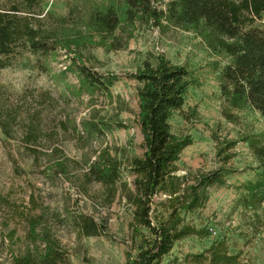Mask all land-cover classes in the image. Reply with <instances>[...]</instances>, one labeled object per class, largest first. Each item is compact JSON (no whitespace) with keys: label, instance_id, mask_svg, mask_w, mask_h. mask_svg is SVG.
Wrapping results in <instances>:
<instances>
[{"label":"trees","instance_id":"trees-1","mask_svg":"<svg viewBox=\"0 0 264 264\" xmlns=\"http://www.w3.org/2000/svg\"><path fill=\"white\" fill-rule=\"evenodd\" d=\"M63 1L66 11L57 15L47 10L44 0H0V70L30 55L32 68L50 84L14 93L0 82V131L7 138L20 136L36 164L45 159L48 172L66 169L64 150L58 145L62 134L71 132L81 141L94 143L113 126L122 125L91 114L79 126L62 110L83 95L112 98L115 75L98 71L84 51L126 49L137 24L168 25L198 35L213 54L226 60L219 80L225 118L237 122L238 112L246 109L264 117V0H168L163 6H158V0ZM155 59L154 63L144 60L131 74L140 84L137 122L145 149L143 156L128 161L134 174L131 186L119 184L124 163L108 147L92 150L86 180L102 187L109 205L120 191L132 205L126 264H247L224 241L186 255L182 263L177 257L164 262L177 242L209 235L188 215L205 206L210 189L223 184L225 175L223 168L179 174L178 161L192 139L174 133L171 119L183 109L189 89L198 80L186 65L173 63L163 54ZM59 61L64 66L56 69L53 64ZM69 74L76 82L68 81ZM246 141L261 178L242 202L257 207L264 203V137L251 134ZM30 202L24 214L25 246L12 254V264H69L70 250L52 233L43 208L32 214L40 209L34 196ZM67 224L77 239L107 234L106 224L85 213L71 214Z\"/></svg>","mask_w":264,"mask_h":264},{"label":"rangeland","instance_id":"rangeland-1","mask_svg":"<svg viewBox=\"0 0 264 264\" xmlns=\"http://www.w3.org/2000/svg\"><path fill=\"white\" fill-rule=\"evenodd\" d=\"M165 1L168 0H158V6H163ZM44 4L57 15L66 11L63 0H44ZM261 25L264 27V17ZM84 54L98 71L115 75L112 98L83 95L65 106L62 114H69L79 126L91 114L122 125L113 126L106 131L105 138L94 143L81 141L71 132L62 134L58 145L64 150L62 160L66 169L61 173L45 170L44 158L36 164L23 147L20 136L7 138L0 131V264H12V254L24 249L27 224L24 214L31 206V196L40 208L32 214L44 209L52 233L71 252L69 264H126L132 205L122 191L109 205L102 187L88 182L85 174L92 150L108 147L124 163L119 184L131 186L134 174L127 166L128 161L143 156L145 150L137 122L140 84L131 74L146 59L156 62L160 54L173 63L188 66L198 80L189 89L183 109L171 119L174 133L192 139L178 161L179 174L223 168L225 175L223 184L210 189L205 206L188 215L199 228L207 229L209 235L177 242L164 262L177 257L178 263H182L186 255L203 252L224 241L230 252L239 253L247 264H264V203L251 207L242 202L243 196L261 178V169L246 139L251 134L264 137V117L246 109L238 112L237 122L225 118L219 80L226 60L213 54L193 32L154 24H137L124 50L107 52L90 48ZM33 60L32 56L25 55L13 67L0 70V82L14 93L26 87H48L47 77L32 68ZM60 62L53 66L63 68ZM68 81L76 82V79L69 74ZM73 213H85L106 224L107 234L77 239L67 224Z\"/></svg>","mask_w":264,"mask_h":264}]
</instances>
